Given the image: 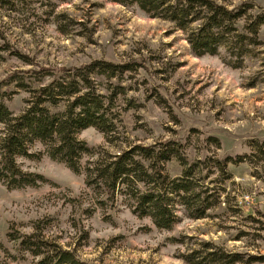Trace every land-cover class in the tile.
Listing matches in <instances>:
<instances>
[{
    "label": "rangeland",
    "instance_id": "obj_1",
    "mask_svg": "<svg viewBox=\"0 0 264 264\" xmlns=\"http://www.w3.org/2000/svg\"><path fill=\"white\" fill-rule=\"evenodd\" d=\"M216 1L241 15L236 36L217 54L196 56L188 31L136 5L0 0V82L38 65H133L115 96L113 131L88 128L78 139L103 157L131 146L168 144L187 163L173 158L165 173L177 180L195 166L191 180L202 200L192 209L177 203L178 223L158 229L134 213L127 196L112 199L105 189L86 186L85 168L97 153L85 155L83 171L75 174L38 143L31 152L41 153L39 159L17 162L47 182L21 190L0 183V264L38 261L9 236L32 234L37 225L45 227L50 243L96 264H187L183 256L192 250L213 248L264 257V25L257 27L264 0ZM11 90L6 104L18 115L29 95ZM4 136L0 125V146Z\"/></svg>",
    "mask_w": 264,
    "mask_h": 264
},
{
    "label": "trees",
    "instance_id": "obj_2",
    "mask_svg": "<svg viewBox=\"0 0 264 264\" xmlns=\"http://www.w3.org/2000/svg\"><path fill=\"white\" fill-rule=\"evenodd\" d=\"M111 1L128 7L136 5L152 17L173 22L180 30L188 31V41L196 56L217 54L220 47L236 36H233L238 30L236 22L241 17L216 0ZM257 18V27L263 26L264 13ZM15 54L34 66L26 55ZM132 66L103 60L80 67L38 65L36 70H21L1 81L0 125L5 127V136L0 146V183L8 190H21L37 188L47 182L45 176L25 171L17 162V158L39 159L41 153L31 152L39 143L52 160L65 164L75 174L83 171L81 162L85 155L98 154L97 160L85 168L86 186L92 190L103 188L112 199L127 196L134 213L141 218H151L158 229L172 230L178 223L177 203L190 209L196 204L202 205L191 180L195 166H189L186 177L177 180L165 173L167 162L173 158L184 160L168 144L164 147L136 145L120 154L103 157L78 139V132L88 128H98L107 135L113 131L115 96L119 88H125L121 82L125 73L133 70ZM12 86L29 95L25 109L18 115L6 104L13 94ZM101 88L114 95H106ZM44 228L37 225L32 234L16 231L9 236L21 250L38 258L35 264H96L82 260L75 251L50 243L43 235ZM211 246L207 243L204 247L209 250ZM213 249L207 253L192 250L183 260L187 264L264 262L261 256L246 253L248 258L244 259L246 254L243 253Z\"/></svg>",
    "mask_w": 264,
    "mask_h": 264
}]
</instances>
